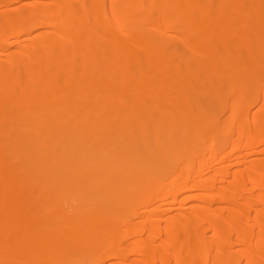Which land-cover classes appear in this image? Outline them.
I'll list each match as a JSON object with an SVG mask.
<instances>
[{"label": "bare ground", "instance_id": "6f19581e", "mask_svg": "<svg viewBox=\"0 0 264 264\" xmlns=\"http://www.w3.org/2000/svg\"><path fill=\"white\" fill-rule=\"evenodd\" d=\"M0 264H264V0H0Z\"/></svg>", "mask_w": 264, "mask_h": 264}]
</instances>
